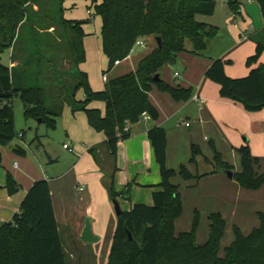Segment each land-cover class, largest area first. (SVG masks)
Listing matches in <instances>:
<instances>
[{"label": "trees", "instance_id": "trees-1", "mask_svg": "<svg viewBox=\"0 0 264 264\" xmlns=\"http://www.w3.org/2000/svg\"><path fill=\"white\" fill-rule=\"evenodd\" d=\"M49 9L40 14L32 8L36 4L42 8L41 0H0V147L9 146L18 135L15 125L13 99L20 96L24 101V114L44 122L54 128L65 105L73 112L82 111L88 117L90 126L105 133V145L113 156L117 155L118 143L130 136L125 132L127 123H135L145 114L157 120L160 116L152 103L149 92L153 86L162 92H169L177 101L189 100L190 88L173 86L161 78L162 69L176 62L179 54L190 45L194 54L204 55L207 40L218 34L219 27L199 21L197 15L211 16L216 9L215 0H92L91 8L102 19V50L108 58V69L115 67L117 60L127 58L136 42L148 35L162 38V46H156L144 57L138 68L131 73L108 81L103 91H95L89 75L79 65L86 60L84 26L90 18H66V0H51ZM264 17V0H259ZM235 13L240 12L239 0L230 2ZM90 8V9H91ZM49 15L54 24L39 27L40 18ZM60 32L44 33L48 28ZM61 43H60V42ZM20 44V45H18ZM27 55L21 68L3 63V53L12 49V59L17 58L15 47ZM256 53L248 57L249 66L258 63L264 53V40L257 42ZM55 48V49H54ZM64 48L67 59L73 62L68 76L71 85L63 81V72L57 68V54ZM18 51V52H19ZM230 61L217 58L206 70L207 79L220 85V95L241 103L245 109L260 111L264 108V63L252 68L248 75L233 78L226 74ZM52 75L63 88L59 93L61 105H49L47 78ZM49 85V86H48ZM82 91L84 98L78 94ZM95 101L105 102V111L92 107ZM122 131V137L118 133ZM154 148L155 159L160 165L162 181L153 192V204H134L117 216V227L109 252L108 264H264V213L259 212L260 225L249 234L234 226V241L221 252L222 237L227 222L220 211L209 214L208 239L200 244L199 214L195 213L191 228L177 232L175 221L183 213L184 207L180 185L173 182L177 174L198 183L201 178L216 172L225 174L233 171L234 177L244 189L258 190L264 185V171L260 172L261 159L252 154L250 146L237 149L241 171H234L214 143L212 160L204 156L213 166L209 172L193 173L186 164L178 170L167 166L166 129L153 126L148 132ZM20 153L24 148L17 145ZM202 150L196 144L191 147L190 162L197 164ZM2 154L0 151V165ZM113 182L109 193L114 201L129 199L132 183L122 192L114 190ZM6 189L15 194L19 183L10 172L6 175ZM131 232L132 239H129ZM0 264H68L61 242L49 181L37 180L27 191L24 200L10 221L0 225Z\"/></svg>", "mask_w": 264, "mask_h": 264}, {"label": "crops", "instance_id": "crops-1", "mask_svg": "<svg viewBox=\"0 0 264 264\" xmlns=\"http://www.w3.org/2000/svg\"><path fill=\"white\" fill-rule=\"evenodd\" d=\"M71 4V7L76 6L75 1ZM90 8L89 6L87 10L89 15L92 14ZM230 11L232 12L231 8ZM241 13L240 9L239 14ZM232 15L236 22L238 20L237 13L233 12ZM203 21L211 25L214 23L211 19H204ZM84 29L86 30L85 26ZM229 29L231 31L228 33L231 40L230 44L214 50L210 48V40L208 39L204 55L194 54L191 46L187 45L188 49L181 52L176 62L173 63L180 70L171 72L168 65L162 69L160 72L162 80L176 87L190 88L192 97L189 100L177 101L169 92H162L157 86H153L149 92V97L160 113L159 118L154 120L148 115L147 118L142 116L135 123H127L130 136L120 140L116 156H113L105 145V133L94 130L84 112H73L68 105L64 106V114L66 115L70 143L64 144H68L73 149L76 160L65 171H57L58 169L55 168L53 172L57 173L49 176L48 172L39 171L32 164L27 152L22 157L16 153L19 152L18 149L2 147V150L0 149L2 154L0 166L6 164L8 168L5 167V170H0V225L10 221L13 215L19 211L21 203L33 183L45 178L49 181L50 194L60 228L61 242L65 249L66 258L69 255L73 260L71 264L83 262L80 258L82 253H79V249L85 246V242L81 241V234L87 219L90 220L93 235L98 237L96 240L98 242L96 244L97 251L102 249V237L106 238L105 246L109 244L111 248L117 227V216L112 209L114 200L109 193L113 179L114 190L119 193L128 183H132L129 199L125 200L123 197L118 199L122 203L121 209L123 210H129L138 203L152 205L153 191L160 188L159 184L162 181L160 165L155 159L154 148L148 137V132L153 126L166 129V160L167 166L170 168L175 169L181 165L190 164L193 144L201 148L203 155L200 156L203 162L207 163L204 156L212 160L211 142L216 145L223 158L228 162L233 158L240 157L237 149L248 144L252 154L261 159L259 171H264V109L260 112L250 111L245 109L241 103L222 97L220 85L205 76L212 60L217 58L230 61L226 65L225 71L228 76L233 78L245 77L252 68L258 67L261 62L264 63V53L260 56L258 63L249 66L246 62L248 57L256 53L258 40H264V24L253 32H245L244 36L239 29ZM86 32L87 35L84 39L86 58L89 56L88 48L95 46L98 51V67L102 70V75L107 76V80H104L102 76V81H96L95 68L87 61L84 62L85 65H82L84 67L80 68L88 73L89 81L95 91H103L111 79L134 72L138 68V63L156 47L155 35L144 37L142 39L143 45L147 47V51L135 55L134 52L131 53L111 70L112 73L109 76L104 68L108 58L102 50V37L90 41L88 40L89 32L87 30ZM127 60L130 61L129 67L118 70L122 63ZM8 63L13 66L11 59ZM115 69L118 71L114 72ZM176 72L179 73V76L175 78ZM78 96L80 99L85 97L83 92ZM91 106L99 108L102 112L105 111L104 101H95ZM187 122L189 125H186ZM14 145L17 148V144ZM16 158L24 161V169L21 168ZM49 158L50 162L54 161L52 154L49 155ZM11 161L15 167L11 165ZM191 171L196 172L192 169ZM8 172H11L19 183V189L15 194L9 195L6 189ZM232 179L227 174L216 172L203 178L201 182L209 181L213 185L218 184L221 189L223 187L230 194L234 191L235 193L239 192L238 195L241 196L244 188L231 183L230 180ZM201 182L198 183L201 184ZM255 204L256 202L250 206L251 213L262 212L259 208L263 206L264 201L259 199L257 205ZM220 210L226 215L223 207ZM251 221L252 224H256L255 218H251ZM204 239L200 244L205 242ZM109 252L106 256V251L105 253L102 252L104 264H108ZM68 264H70L69 260Z\"/></svg>", "mask_w": 264, "mask_h": 264}, {"label": "rangeland", "instance_id": "rangeland-1", "mask_svg": "<svg viewBox=\"0 0 264 264\" xmlns=\"http://www.w3.org/2000/svg\"><path fill=\"white\" fill-rule=\"evenodd\" d=\"M76 6L71 7V2H74ZM100 1V0H97ZM217 2L216 9L214 13L211 15L213 17L208 18L204 15H197V18L199 21H203L204 19H211L214 21L213 24L217 25L219 27V32L217 35L212 36V38H209L210 40V48L214 50H218L223 48L222 46H226L231 43V40L228 36V33H231L229 31V28L232 29H239L242 36H244L245 32H253L255 29H259V27H262L264 24V18L263 14L261 12L260 3L259 0H239L240 3V9L242 11V15L237 13L238 20L235 22L233 18V11H230L231 5L230 2L232 0H215ZM92 0H66L64 2L65 7L67 8L65 11L66 18H77L82 19L84 17H89L91 21L85 25L86 30L89 32V39L90 41L96 40L98 38H101V27H102V19L100 16L95 14L94 9L91 8L92 14L89 15L87 13V10L89 6H91ZM52 1L51 0H41L42 8H40L39 5L33 6L34 11H38L40 14L45 13V9H49L51 6ZM229 14V15H228ZM40 25L39 27H50L54 24V21L50 18V16L47 14L46 16H43V18H40ZM57 30L54 31L53 28H48L47 31L41 32L40 35L43 36L44 33H55L60 32V28L58 26ZM144 38V37H143ZM140 38V39H143ZM243 38V37H242ZM60 42V41H59ZM61 43V42H60ZM156 46L157 41H156ZM208 44V43H207ZM20 45V44H18ZM18 45L15 47V52L17 53V58L12 59V49H7L3 54L2 62L8 63L9 60L13 62V66L15 68H21L24 63L26 62L27 55L24 53V51L20 52ZM55 49V48H54ZM90 49V50H89ZM19 51V52H18ZM89 56L84 61L88 62V64H91L95 68L96 72V81L100 82L102 81V70L98 67V51L95 46L92 48H88ZM147 51V47L145 45H135L133 48V54H138L141 52ZM53 54H57V68L60 72H63V81L65 84L71 85V83L74 81L73 78L68 76V72L73 69V62L67 59L66 52L64 48H62L59 51H54ZM84 62H82L79 67H84L82 65H85ZM108 60H106V63L104 65V68L106 69V72L109 76H111L112 71L108 72L106 67ZM130 64V61H124L121 65V68H127ZM169 70L171 72H174L176 70H180L176 64H168ZM115 69L114 72L118 71ZM113 75V74H112ZM48 84H50V88L47 87V95H48V102L50 106H55V104L61 105L62 100L59 99V93L62 92L63 88H61L60 84L56 82V79H54V76L50 75L47 78ZM49 86V85H48ZM82 93V91L79 92V95ZM14 103V117H15V125H16V131L18 135L13 139L11 143L17 144L19 147L24 148L25 152H27L29 158L31 159L32 164L37 167V169L40 171L48 172L49 176H53V174H56L53 172V169H58L57 171H65L68 167H70L73 162L76 160L75 152H70L69 149L64 147V143H70L69 138V131H67L66 126V115L63 111L57 115V122L56 126L54 128H49L44 122L40 120H36L34 118H27L24 114V101L21 100L20 96H17L13 99ZM264 108H262L263 110ZM260 110V111H262ZM256 111V112H260ZM191 123V122H190ZM2 147H8V146H1L0 149L2 150ZM19 156H24L23 153L16 152ZM52 154L53 156V162H50L49 155ZM238 159V160H237ZM237 159H232L229 161L231 165H233L234 171H241L242 169V162L241 158L237 157ZM13 160V159H12ZM197 164L191 163L186 164L187 167L192 169L194 172H205V171H211L213 170V166L210 164H207L202 161V157H198ZM263 160V159H262ZM16 161L20 164L21 168H25L24 161H22L20 158H16ZM13 161H11V165ZM189 163V162H188ZM5 166H0V170H5L8 168L6 164H3ZM14 166V165H13ZM6 167V168H5ZM15 167V166H14ZM179 167H176L175 169L178 170ZM190 169V170H191ZM195 172V173H196ZM222 173V172H221ZM177 178H173L174 183L180 185L179 191H181L182 194V202H183V213L177 218L175 221L176 223V230L178 231H186L187 229L191 228L192 226V220L194 218V215L196 212L199 214V231L197 234V238L199 243H202V240L204 238V241L207 240L208 237V227H209V214L211 212H217L222 211L220 208L223 207L225 209L226 215L222 213V215L226 216L225 220L227 222V227L224 236L222 237L221 242V252L226 246H229L233 243L235 237H234V226L237 225L241 228L244 234H249L250 231L254 228L260 225L259 217L257 213H251L250 206H252V203L256 202L255 205H257V201L259 199L261 201H264V186L261 187L258 190L253 189H242V195H238L239 192H231V194L224 190L223 187L221 189V186L213 185L209 181H203L201 180V184H197L195 180H187L184 179L182 175L177 174ZM208 177V176H206ZM231 183H234L239 187L238 181L233 178L230 180ZM191 184H194L191 186ZM241 189V188H240ZM247 195V196H245ZM128 200V199H125ZM113 201V200H112ZM120 202V201H119ZM120 208L122 207V203L120 202ZM259 209L264 213V204ZM112 209L116 216L117 212L114 208V204L112 203ZM251 218H255L256 224H252ZM252 225V226H251ZM254 225V226H253ZM249 226V227H247ZM106 238H101V245L102 249H99L97 251V243L96 241L92 242H85L81 239V241L85 242V246H83L81 249H79V253H82L83 262L81 264H104V257L102 255V252L106 251L105 256L107 252H109L110 245L106 244ZM203 241V242H204ZM84 245V244H83ZM80 256V255H79ZM69 263H72V258L68 255Z\"/></svg>", "mask_w": 264, "mask_h": 264}, {"label": "water", "instance_id": "water-1", "mask_svg": "<svg viewBox=\"0 0 264 264\" xmlns=\"http://www.w3.org/2000/svg\"><path fill=\"white\" fill-rule=\"evenodd\" d=\"M156 41H157L158 47H161L162 46V38L158 36V37H156ZM159 78H160V75L157 74L155 76V79H159ZM40 121H41V119H40ZM8 148L17 149L16 146L13 143H10ZM225 174H227V176L230 179H232L234 177L233 171L231 172L229 170H226ZM114 208L116 209L117 215H121L122 214L123 209L120 208L119 202L114 201ZM128 233H129V239H132L131 232H128ZM81 239L83 241H85V242H92V241H96L98 239V237L94 236L93 233H92V226H91V223H90L89 219L86 220L85 228H84V230H83V232L81 234Z\"/></svg>", "mask_w": 264, "mask_h": 264}, {"label": "built area", "instance_id": "built-area-1", "mask_svg": "<svg viewBox=\"0 0 264 264\" xmlns=\"http://www.w3.org/2000/svg\"><path fill=\"white\" fill-rule=\"evenodd\" d=\"M89 12H90V11H89ZM143 44H144V42H143L142 39H139V40L136 42V45H141V46H142ZM120 61H121V60H117V61L115 62V66L118 65V63H119ZM178 76H179V73L176 72L175 75H174V77L176 78V77H178ZM103 79H104V80H107V76L104 75V76H103ZM144 116H145V118H147L148 115L145 114ZM186 125H189V123L187 122ZM124 130H125V132H129V131H130L129 126H125V127H124ZM117 135H118V137L120 138V137H122L123 132L120 131ZM64 147L67 148V149H69L71 152H73V149H72L68 144H64ZM82 189H83V188H82Z\"/></svg>", "mask_w": 264, "mask_h": 264}]
</instances>
